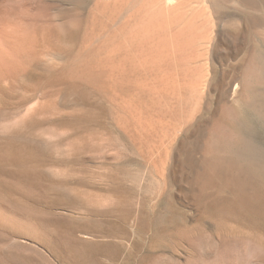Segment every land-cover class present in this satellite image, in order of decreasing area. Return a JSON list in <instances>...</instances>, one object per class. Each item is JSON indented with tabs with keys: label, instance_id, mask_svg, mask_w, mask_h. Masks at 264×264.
<instances>
[{
	"label": "rangeland",
	"instance_id": "1",
	"mask_svg": "<svg viewBox=\"0 0 264 264\" xmlns=\"http://www.w3.org/2000/svg\"><path fill=\"white\" fill-rule=\"evenodd\" d=\"M144 1L0 0V264H264V0ZM139 16L192 18L196 92L126 47Z\"/></svg>",
	"mask_w": 264,
	"mask_h": 264
},
{
	"label": "bare ground",
	"instance_id": "2",
	"mask_svg": "<svg viewBox=\"0 0 264 264\" xmlns=\"http://www.w3.org/2000/svg\"><path fill=\"white\" fill-rule=\"evenodd\" d=\"M146 1L147 0H145L143 4H141L138 8H136V12H138V10H140V12H141V11H144L146 9ZM152 1H154L155 2V5L157 6L156 11H154V12L156 13V15L158 14L159 17H162L163 18V16L166 13V15H170L169 18L170 17L172 18L173 15L176 13L175 11H176L177 8H176V4H174V2L176 0H152ZM180 6H181V4H180ZM196 10H198V9H196ZM177 11H178L177 14H175L176 17L178 15H180V13H181L179 8L177 9ZM198 13H199V11H198ZM194 14H196V12ZM179 17H178V19H179ZM138 18L139 19L141 18L140 21L138 20V22H136L135 24L133 23L134 25L132 24V27H130V29L128 30V35H127L128 37L126 38L127 39V41H126V47L128 46V49H130L132 43H133V46L136 47L134 44H136V42H138V45H142V49L145 50V52H144L145 55H144V58H143L144 59V62L152 61L153 63H155V58H156V55L154 56L153 54H156V52L158 51L159 53H161V54L164 55V52H168V50H169L168 48L171 47L172 50H173L174 61H175V63L177 65L184 64V67H185L187 65V63L190 64V66H189L190 68L186 67L187 69H190V92H192V93L193 92H196V89H197L196 86H197V83H198V81L200 79V76H201V71H200V68L198 67V63L196 61V58L200 56L199 49L196 48V46H197L196 45L197 44L196 43V40H198L197 38H199L200 35L197 33V30L194 32V30L192 29V28H194L196 26V25H194V27H193V24H192L193 21L191 22L192 18H191V20L190 19H188L187 21L185 20L186 22L184 24L182 23L183 24L182 27L178 28L177 32H175V34L172 35L170 42L167 41L169 39H166L164 36H161V38H160V44H159V41H157L158 37L156 35H157V32L158 31L161 32V33H163L162 31L164 30V26H163V22L164 21H161V23L157 24V26H156V17H153V18H143L142 19V17L139 16ZM167 19H168V16H167ZM170 20H172V19H170ZM133 40H135L136 42L133 41ZM151 48L153 49V51L152 52H147ZM260 49H262V48H260ZM130 54L131 55H129V53H128V56L129 57L127 56L128 57V62L132 63L133 54L132 53H130ZM135 56H136V54H135ZM152 57H153V60H151ZM136 58L138 59L137 56H136ZM263 58H264V56H263ZM260 59H262V57ZM246 61H247V63L244 66V70H243L244 78H242L243 81H242V85H241L240 95L241 96L243 95V97H244V99L246 101L249 100V102H250L252 100L253 102L255 101V103H256V101L259 102V103H261L260 106L263 107L264 105H262V104L264 103V100H263L264 99V96H263L264 95V92L263 93H259L257 89H261L262 88L261 85L264 84V69H263V67L258 66L257 63L253 62L252 58H249ZM258 63H260V62L258 61ZM142 64H143V62H142ZM150 64H152V63H150ZM187 71H189V70H187ZM243 74H241V75H243ZM231 84H232V82H231ZM262 90H263V88H262ZM260 92H262V91H260ZM253 102H252V105H253ZM257 105H258V103H257ZM260 106L258 105V107H259L258 109L259 110H261L260 109ZM259 113L260 112H258L257 114L259 115ZM262 115H260V116H262ZM262 119L264 120V117ZM225 133H227V132H225ZM222 136L223 135H221V137ZM229 136L231 138V134ZM215 145H218V144H215ZM208 149H209V147H208ZM221 149L218 146H214L213 145L212 150L214 151V155L217 154L219 156L221 153H222L221 155H223V152H224V155L226 156V154L229 151V149H227V152L225 150L223 151ZM225 152H226V154H225ZM237 152H239V151H237ZM237 152H235V150H234V153L235 154ZM228 154H230V153H228ZM230 157H231V155H230ZM232 157H233V155H232ZM242 157H243V155H242ZM226 159H227V157H226ZM233 164H236L237 165L236 162L235 163H232V160H230V158L227 159V160H225V158L224 159L222 158V160H221L218 157L214 161H212L213 167H217V166L218 167H231ZM11 214H12V212H11ZM8 216H10V215L8 214ZM14 219H15V217H14Z\"/></svg>",
	"mask_w": 264,
	"mask_h": 264
}]
</instances>
